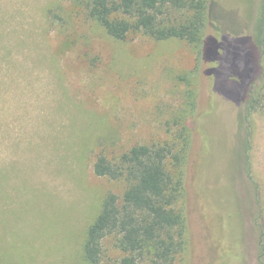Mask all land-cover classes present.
I'll list each match as a JSON object with an SVG mask.
<instances>
[{"label":"rangeland","instance_id":"rangeland-1","mask_svg":"<svg viewBox=\"0 0 264 264\" xmlns=\"http://www.w3.org/2000/svg\"><path fill=\"white\" fill-rule=\"evenodd\" d=\"M212 2L224 22L206 32L225 43L218 67L199 63L183 40L116 39L77 0H0V264H92L88 230L105 199L127 190L95 174L97 159L171 144L183 125L193 136L183 169L190 245L176 264H259L260 0ZM188 72L196 75L192 117ZM124 257L109 237L99 264Z\"/></svg>","mask_w":264,"mask_h":264},{"label":"trees","instance_id":"trees-1","mask_svg":"<svg viewBox=\"0 0 264 264\" xmlns=\"http://www.w3.org/2000/svg\"><path fill=\"white\" fill-rule=\"evenodd\" d=\"M77 1L87 6L90 16L116 39L124 40L131 33H144L158 41L179 39L194 47L199 63L210 61L218 67L223 59L225 43L214 37L206 38L212 23L221 20L224 24L212 0ZM253 34L259 59L264 64V0H260ZM217 67L212 70L216 81ZM186 74L192 76L190 80L184 78L190 101L187 116L192 117L197 110L196 75ZM252 102L250 108L255 109ZM192 141V129L183 125L180 134L172 136L171 144L134 146L118 161L99 156L94 166L95 174L114 181L123 180L127 190L122 198L109 195L90 226L84 248L89 262L100 263L103 243L109 237H115L117 247L124 253L123 264L145 261L176 264L186 254L190 239L183 205V169ZM259 231L258 262L264 264L262 226Z\"/></svg>","mask_w":264,"mask_h":264}]
</instances>
